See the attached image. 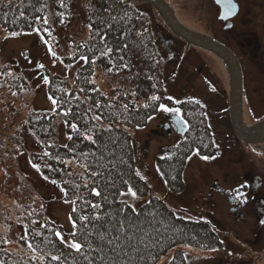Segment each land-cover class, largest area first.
Returning a JSON list of instances; mask_svg holds the SVG:
<instances>
[{"label": "trees", "instance_id": "16d2710c", "mask_svg": "<svg viewBox=\"0 0 264 264\" xmlns=\"http://www.w3.org/2000/svg\"><path fill=\"white\" fill-rule=\"evenodd\" d=\"M207 23L211 30L207 34L221 40L213 23ZM32 30L45 37L51 53L63 63L79 64L72 83L43 69L45 91L57 103L52 109H38L32 104L33 87L27 75L0 62V264H87L84 255L92 264H155L179 244L204 250L219 247L220 236L209 223L177 215L157 197L137 208L119 199L128 187L138 195L148 193L147 183L136 173L126 128L145 126L162 103L179 108L187 121L178 141L155 159L170 190L183 188L182 172L190 154L209 157L216 152L205 105L191 98L169 100L165 93L162 32L181 42L178 56L194 46L185 49V41L147 2L0 0V34ZM101 77L105 91L97 84ZM153 95L159 99L152 101ZM227 104L226 96L225 109ZM26 162L39 170L28 172L22 165ZM49 184L59 191L60 199L71 202L73 228L67 234L44 210L40 190ZM93 187L101 195L94 194ZM85 228L88 242L80 235ZM56 232L70 240L76 232L83 252L62 243ZM100 233L119 236V247L113 251L115 246L100 240ZM14 239L20 242L18 247ZM53 256L61 259L52 260ZM166 264L187 262L176 249Z\"/></svg>", "mask_w": 264, "mask_h": 264}, {"label": "rangeland", "instance_id": "374dc122", "mask_svg": "<svg viewBox=\"0 0 264 264\" xmlns=\"http://www.w3.org/2000/svg\"><path fill=\"white\" fill-rule=\"evenodd\" d=\"M167 1L173 7L178 19L187 27L207 34L211 31H209L207 22H213V28L216 29L218 33L216 34L220 38L224 37L223 35L232 34L236 43H244L241 50L249 61L247 64L251 78L256 81H264V60L256 47V39H260L261 42L262 33H264L260 30L264 25V0H238L241 5L240 15L234 19L235 23L230 31L223 29L221 22L215 18L218 6L214 4L213 0ZM252 20L260 22L259 30L251 24ZM12 33H16V35H12ZM162 33L159 44L162 55L166 59L164 63L165 93L176 101L191 98L205 105L208 122L215 140L216 153L209 159H204V156L197 153L190 154L182 172L183 188L178 191L170 190L155 165V159L157 156L164 155L178 141L180 135L173 127H165V123L174 114L159 109L145 126L126 128L131 136L135 151L136 173L139 172V176L147 183L148 193L145 195L136 193V196L132 197L126 190L122 192L123 195H121L122 193L119 195V199L127 202L133 208H137L150 197H157L177 215L209 223L205 212L206 186L214 177L223 176L221 166L227 160L226 155L222 153L225 151L222 143L224 144L226 139L224 135L230 130L228 110L225 109L226 96L228 98V73L220 57L201 48L189 47L186 53L182 51L183 56L176 55V50H179L182 45L181 42L165 31ZM44 38L38 30L1 32L0 62H8L16 70L22 69L27 75L28 81L33 87V92H31L33 106L38 109H52V100L49 99L45 91L43 69L47 70L49 74L63 76L72 83L75 67L79 63L65 64L57 56H53ZM262 43V49H264V41ZM232 48L237 52L236 46ZM97 84L104 91L106 90L104 78H97ZM27 146L32 147L29 138ZM22 165L28 172H33L35 169L28 162ZM8 191L9 189L5 190V193ZM40 191L44 199V210H47L52 220L62 225L66 234L69 233L73 228L69 215L71 202L60 199L59 191L51 184L41 186ZM13 212L14 208L11 214ZM215 218L220 219V216ZM209 224L220 235L221 240H224L222 237L224 233H221L217 228L218 224L213 221V218ZM66 234L61 235L63 240L70 241ZM13 244L18 247L20 242L14 239ZM176 249L184 253L187 264L223 263L221 254H218V257L214 256L210 250L179 244L162 254L155 264H166ZM223 253L225 255V251ZM260 261L261 259L256 258L253 263L258 264Z\"/></svg>", "mask_w": 264, "mask_h": 264}, {"label": "flooded vegetation", "instance_id": "af4514ba", "mask_svg": "<svg viewBox=\"0 0 264 264\" xmlns=\"http://www.w3.org/2000/svg\"><path fill=\"white\" fill-rule=\"evenodd\" d=\"M235 1L237 10L227 19L219 18V9L215 15L225 30L230 31L235 23L234 19L240 15L241 5L238 0ZM227 24L230 26L225 27ZM251 24L259 30V21L252 20ZM260 30L264 32V25ZM223 36L220 38L221 41L235 52L241 67L242 120L244 124H254L264 119V81L251 78L247 64L249 61L241 50L245 44L236 43L232 34ZM211 37L216 38L212 35ZM262 37L261 42L260 39H256V47L264 60V49H262L264 33ZM235 46L237 52L232 48ZM228 119L230 130L224 135L226 139L224 144L222 143L225 148L222 153L227 158L221 166L223 176L214 177L207 183L204 194L205 212L209 223L213 218L218 224L217 228L224 233L222 236L224 240L220 238L221 245L209 250L214 256L221 254L222 264H255L253 260L256 258L261 259L258 264H264V223L261 222L264 221V141L251 143L244 141L234 132L229 112ZM168 126L175 129L171 119L165 123V127ZM218 216L220 219L215 218ZM220 249L225 251V255Z\"/></svg>", "mask_w": 264, "mask_h": 264}, {"label": "water", "instance_id": "95a60500", "mask_svg": "<svg viewBox=\"0 0 264 264\" xmlns=\"http://www.w3.org/2000/svg\"><path fill=\"white\" fill-rule=\"evenodd\" d=\"M124 1L147 2L151 4L168 29L185 41L186 47L192 45L220 57L228 73V112L234 132L248 143L264 141V119L250 125L244 124L242 120V72L235 53L223 42L184 25L166 0ZM213 1L219 6V18L227 19L230 16L226 14V6L228 5H234L232 14L237 10V3L234 0ZM229 26L230 24H227L225 27ZM172 121L176 126L177 132H183L181 130L182 126L177 123L174 116L172 117Z\"/></svg>", "mask_w": 264, "mask_h": 264}, {"label": "snow or ice", "instance_id": "6c2138e0", "mask_svg": "<svg viewBox=\"0 0 264 264\" xmlns=\"http://www.w3.org/2000/svg\"><path fill=\"white\" fill-rule=\"evenodd\" d=\"M226 7H227V13H226V14H227V15H231L232 10L234 9V5H228V6H226ZM47 22H48V21H47V19L45 18V19H44V23L46 24ZM12 35H16V33H12ZM50 51H51V49H50ZM52 54H53V56H55V52H53ZM103 54H106V53H102V55H103ZM82 59H84V58L82 57ZM40 67H43V65H40ZM45 81H47V77H45ZM49 99L52 100V103H53L54 105L57 103V100H55L54 98L49 97ZM158 99H159V97H157L156 95L151 96V100H152V101H157ZM170 99H171V97H169V100H170ZM124 107H125V109H127V108H128V105L126 104ZM145 107H147V105H145ZM159 107H160V109H162V110L165 111V112H171V113H173V114H174V118L176 119L177 123L180 124V125L182 126L181 130H182V131H186V130H187V121H185V119L181 116V114H180L181 110H180L179 108H169V107H167V106H166L165 104H163V103L160 104ZM66 114H67V113H65V115H66ZM95 119L99 120V119H101V117H95ZM149 119H151V117H149ZM71 127H72L74 130L78 131V127H77L76 124H72ZM86 138L89 139V140L92 139L91 136H87ZM68 139H72V137L69 136ZM66 147H67V146H66ZM44 155H48V153L45 152ZM85 155H87V154H85ZM203 158H204V159H209L210 157H203ZM33 167H37V170H39V169H38V166L33 165ZM93 175H96V174L93 173ZM137 175H139V172H137ZM45 179H47V177H45ZM53 183H55V181H53ZM124 183H127V181H125ZM91 190H92V192H93L94 194H96L97 196L101 195V193H100L99 191H97L96 188L93 187ZM127 192H128L129 194H131L132 197H135V196H136V192L133 191V188H132V187H128ZM121 195H123V193H122ZM238 195H240V193H238ZM92 207H93V208H99L100 206H99V205H96V204H93ZM80 219H81V220H85V221H87V220H89V217H87V216H81ZM95 219L99 220L100 217L97 216V217H95ZM261 222L264 223V221H261ZM82 227H83V226H82ZM55 235H56L57 237H60V238H61V242H62V243H68L69 246H70L72 249H74L77 253H82V252H83V246H82V244H81L80 242H78L77 239H76V236H77V233H76V232H73V233L71 234V236H72L71 241H64V240H63V237L61 236V233H60V232H56ZM80 235H82V236L84 237V241H85V242H88V236L90 235V233L88 232L87 228H85V229H84V232L80 233ZM98 238H99L100 240H102V241L105 240V239H107V243H108V244H110V245H114L115 247H114L113 251L115 250V248H118V247H119V243H118V241H119V239H120L119 236H117V237H113V238H108L107 234H105V233H100V234H98ZM28 247L31 248L32 245L30 244V245H28ZM89 248H91V244H90V243H89ZM100 250L102 251V249H100ZM60 259H61V256H53V257H52V260H55V261H59ZM83 259H84L85 261H87V264H92V261L89 259V256H88V255H84V256H83ZM111 264H115V262L113 261V262H111Z\"/></svg>", "mask_w": 264, "mask_h": 264}]
</instances>
